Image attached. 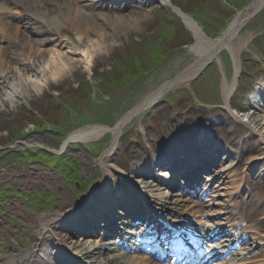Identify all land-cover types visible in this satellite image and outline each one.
Listing matches in <instances>:
<instances>
[{
    "label": "rangeland",
    "instance_id": "rangeland-1",
    "mask_svg": "<svg viewBox=\"0 0 264 264\" xmlns=\"http://www.w3.org/2000/svg\"><path fill=\"white\" fill-rule=\"evenodd\" d=\"M172 1L184 10H190V14H194L206 33L211 37H217L222 34L237 12L251 0L106 1L105 7L101 8L104 12L113 16L135 15L138 16L139 22L128 27H113L107 24L111 34L107 40L108 49L96 52L91 65L85 66L77 62L66 74L43 86L41 92L30 91L29 94L17 96L12 104L0 109V145L15 144L18 145L16 148L20 149L19 152L14 151L17 159L13 161L16 162L14 165L26 164L25 169L28 167L27 163L41 160L44 168L50 170V174L47 175L50 177L49 182L47 180L44 183L33 184L31 190L23 189L21 183L9 185V179L2 178L0 174V188L8 190L4 196H0L7 209L11 208L13 199H21L20 194L23 191L31 194L27 203V209L29 208L27 211L31 215L50 211L56 206L64 209L66 208L64 196H69L72 199L70 203H74L80 194L91 190L96 179L100 180L103 170L98 158L109 145L112 134H106L97 140L71 142L61 157L57 155L50 157L46 154L49 151L38 149L36 146L44 144L49 148L57 149L70 132L81 127L95 124L113 125L148 93L156 90L164 81L171 79L194 61L196 55L190 48V44L194 43V37L182 19L169 7ZM98 10L95 9L94 12L97 13ZM19 24L21 31L24 30V26L33 30L31 22L24 17L19 18ZM69 29L67 27L64 30ZM245 37L248 39L244 40ZM53 43L55 41H49L46 47L52 46ZM233 44L238 52L236 60L230 49L224 47L219 53V61L215 59L189 85L171 91L160 105L133 119L126 131H123L111 155L112 166L119 164L128 170L131 169V162L138 159L142 153H155L160 144L171 142L175 131H158L159 127L173 124L175 120L184 123L185 118L190 120L186 121L189 123L193 117L200 115L205 118L221 119L214 125V132L231 142L234 154L239 153L240 158L234 160L236 162L232 167V174H237L232 176L233 179L240 180L246 177V169L256 158L261 157L264 160V132L258 128V130L250 129L244 120L230 118L232 112L225 103L222 87L224 73L231 81L234 77V65L238 60L239 81L230 98V104L239 113L251 109L252 103H249L242 94L253 88L262 79L261 74L264 72V6L241 28L234 37ZM4 45H7V41H4ZM8 49L13 50L14 46ZM17 60L21 61V57ZM197 102L201 107L195 109L192 104ZM190 112L194 114L191 115ZM256 112L263 113L264 110ZM186 115L191 116L186 117ZM176 116L179 118L175 119ZM142 120V125H139ZM27 140L33 141L29 151L24 148L26 147L24 141ZM36 152L38 153L35 154ZM7 154L8 156H0V173L5 164H10L9 153ZM25 157L30 160H22ZM228 162L226 159L223 164L226 165ZM123 175L125 173L118 168L115 175L110 176L111 183L122 186L125 183ZM202 175L206 176V172ZM15 178H18V175L11 177V179ZM217 179L220 180L218 173ZM205 182L206 179H203L201 185L203 186ZM155 187L164 189L160 182H155ZM225 187L227 190L224 187L220 188L223 193L225 192L223 197L227 198V194L232 192L235 186L228 182ZM103 189L108 187L103 186ZM239 189L241 191L238 194L239 207L243 210L242 226L249 231L253 230L245 245H249L253 250H263L264 178L256 175L248 177L246 184ZM149 191L143 190L147 195L150 194ZM109 195L106 194L103 201L107 202V207L104 203H100L99 215H103L107 211L106 208H109L108 202L111 200L108 199ZM126 197L128 196H124ZM173 197L176 200L173 205L177 206L174 212L178 214V211L186 209V203L180 200L178 195ZM129 198L132 199V196ZM24 199L26 200L23 197L21 201ZM149 199L153 200L154 197L150 196ZM193 203L198 204L201 201ZM155 206L158 210L162 208L159 204ZM111 207L112 210L116 209L113 204ZM173 216L172 214L171 217ZM115 219L119 220L117 216ZM123 222L121 218L118 222L119 228H127ZM10 223L16 233H11L12 229L0 230V263L9 255H17L16 246L29 247L35 243L31 235L33 222L23 212L12 213ZM256 229H259V234L256 233ZM61 233L56 236L55 233L48 231L46 236L52 239L50 243L54 241L59 245L58 237L60 239L63 237ZM75 238L81 239L87 245L95 243V246L103 241L124 240L118 233L107 240L98 235H82ZM117 248L115 247V250ZM65 250L67 252V249ZM69 251L76 253L77 250L71 248ZM34 258H38V253H34ZM260 258L261 256L258 257Z\"/></svg>",
    "mask_w": 264,
    "mask_h": 264
},
{
    "label": "bare ground",
    "instance_id": "bare-ground-1",
    "mask_svg": "<svg viewBox=\"0 0 264 264\" xmlns=\"http://www.w3.org/2000/svg\"><path fill=\"white\" fill-rule=\"evenodd\" d=\"M106 1L108 0H0V109L6 108L8 104H12L17 96L29 94L30 91L34 93L41 92L43 86L66 74L69 70L74 68L77 62H81L85 66L91 65L93 56L96 52L108 49L109 42L107 40L111 34H109L107 24L113 27H128L139 22L138 16L135 15L113 16L104 12L101 8L105 7ZM263 3L264 0H255L252 7H250L251 9L240 10L230 22L227 29L218 37H211L204 33L202 27L191 15L182 12L186 24L195 35L196 40L192 43L190 48L196 55V62L187 68L179 77H176V79H179L178 81L181 82L180 84H186V82L196 75L210 58H218L219 50L224 47L230 49L232 56L236 60L238 58V52L237 47L233 44V39L240 32L241 28L251 19L250 16H252L254 11L259 9ZM95 9H99V12L95 13ZM20 17H24L31 22L32 31L27 26H24L23 31L20 30ZM67 27L70 29L65 31L64 29ZM247 39L248 37H245L244 40ZM4 41H7V45H4ZM49 41H55V43L50 47H46ZM10 46H14V49L9 50L8 48ZM62 46H64V48ZM19 57H21V61L17 60ZM238 72L239 62L237 60L234 65L235 75L233 80L229 81L225 75L223 77L222 87L227 103L236 86ZM256 94L257 96H254L256 100H254V103H256L253 105L254 107L243 113H239L238 110L232 111L230 118L244 120L247 122L250 129L258 128L264 132V112H256L257 110H264V100L261 101L258 99L259 97H264V80L259 83ZM155 95L156 91L150 93L143 100V103L134 110L132 109L123 115L111 129L113 134L111 145L98 158L100 167L103 170V177L92 190L80 194L79 198L74 203H70L72 199L69 196H64L66 202V208L64 209L56 206L50 211H45L36 215L27 214V205L24 203L25 208L22 210L24 211L23 213L27 215V218L33 222L34 228L31 235L34 237L35 243L33 246L28 247L30 249L17 246L19 254L0 264H59L60 262L55 261V259H57L54 257L55 254L51 255L49 248L43 249L42 247L48 231L55 233V235L62 232L61 234H63V237L60 239L61 246H63V248L69 246L77 250L76 255L78 259L71 260V264H159L147 257L144 253L145 251L140 248L139 245H133L135 247L133 251L125 250V247H118L115 250L116 246L114 247V243L102 242L100 245L96 246L95 243L87 245L83 243L81 239L75 238V236H82L83 233L88 230H94L96 226H101L104 230V222L101 223V221L98 220L102 216L97 214V212L99 211L100 203L105 201L104 198L106 194H110L108 199L113 200L114 203L119 202V200L130 203L126 205V209H123V211L126 212L130 210L134 212L132 215L139 214L142 211V208H138L140 205L138 199H143V197H146L147 200H150V196L154 197L157 203L162 205L163 209L166 206L170 207V210L177 208L176 205H173L176 203L173 196H176L174 194H180V191L174 192L167 189L170 183L163 187L164 189H160V187H155L153 182L155 179L146 181L145 178L148 175L146 164L142 165L140 162L133 164V173L125 178L127 186H118L117 183H111L110 181V176L113 174L114 170L110 162L111 154L118 145L119 136L121 134L120 128L129 121L133 114H136L139 109L143 108V104L147 103L148 99L152 100ZM107 128L108 127L103 124L81 127L73 131L64 141L63 145H65L67 140L87 141L96 139L107 131ZM203 133L206 135L208 131H203L202 134ZM199 134L201 133L196 132V135L189 134L186 141H181L179 145L173 143L171 147L172 150L185 153V155H187V161L193 160L196 152L191 150V147H194V149L196 148V150H202L207 147L203 142L209 144L211 141L208 135H206L207 138L205 140L203 139V141H200L199 138L201 137ZM160 147L163 148V144L160 145ZM219 149L224 153L228 150L226 146L223 145L220 146ZM209 153L211 154V152ZM227 155H231L230 152ZM222 161L221 157L217 159V157L214 156L210 161L211 163L206 164V169L209 171L207 177L211 179L215 173H218L221 176L220 184L233 181L234 186L240 188L243 178L240 182H238V180H230V177L234 175L230 173L233 159L226 165H224ZM154 163L156 162L154 161ZM154 163H150L151 167L155 166ZM215 165L218 167L219 172L216 171L213 174V170L216 169V167H214V169L212 167ZM250 165L251 169L256 168L259 175L264 177V160L261 157L256 158ZM162 170L161 173L164 176L169 175L171 171H168L167 168ZM190 170L192 171L191 173H194L193 175H196L195 169L191 168ZM43 177L46 178L45 175ZM38 178H40V175ZM190 180L191 178L189 177L188 181ZM103 186L108 187V189H103ZM115 187L116 190H114ZM142 188H144V190H150L149 196L137 194L143 190ZM63 192V194L66 195L65 191ZM103 193H105V195H103ZM234 193L235 192L230 191L228 193L229 200H226L222 197L225 192L223 193L222 190L218 188L212 190L208 195L207 204H190L187 202L186 210L188 214L185 215H187L188 221L196 224L202 221L207 224V222L212 219V223H208V226L212 225L211 228L227 226L230 230H234L235 237L238 240L239 235L243 232L242 227L239 225L242 220V209L239 207V199L234 196ZM133 194H135L134 197L130 199L129 197L133 196ZM124 196L128 197L124 198ZM184 199L189 198L185 196ZM89 202H93V204L96 205L92 204L93 206L91 205L90 207ZM194 202H197L196 199ZM167 203H170V205ZM195 204H197V206ZM122 206L124 207V205ZM150 206L149 204V207ZM105 207H107L106 204ZM92 209H94L93 212ZM106 209L108 212L113 211L110 209V206ZM77 210L80 211V213H78ZM152 211L153 209H149V212ZM204 217L209 218L203 219ZM133 219L131 218V221H133ZM101 220H103V218ZM57 223L59 225H57ZM177 223L184 224V222ZM113 229L115 228L112 226L108 229L105 228L108 233H111ZM116 230L118 231L117 228ZM155 232L157 231L155 230ZM125 233L126 237L129 238L134 236L137 237L138 235L135 233ZM257 233L259 234L258 229ZM248 249L244 252L241 250L233 252V258L237 260L236 264H245L246 257L243 255H246L248 252H250L249 256L253 255V259L257 260L251 264H264V249ZM34 253H38V259L34 258ZM241 254L243 260L237 257ZM259 256H261L260 259H258ZM57 257H60V255H57Z\"/></svg>",
    "mask_w": 264,
    "mask_h": 264
},
{
    "label": "water",
    "instance_id": "water-1",
    "mask_svg": "<svg viewBox=\"0 0 264 264\" xmlns=\"http://www.w3.org/2000/svg\"><path fill=\"white\" fill-rule=\"evenodd\" d=\"M254 1H255V0L251 1V2L249 3V5H248L247 7H245L244 9L247 10L248 8L252 7V4L254 3ZM244 9H243V10H244ZM250 9H251V8H250ZM178 76H179V75H178Z\"/></svg>",
    "mask_w": 264,
    "mask_h": 264
}]
</instances>
